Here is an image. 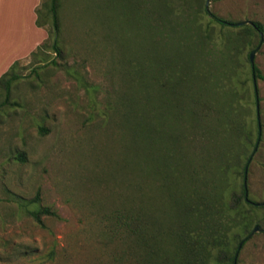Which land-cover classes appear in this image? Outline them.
Listing matches in <instances>:
<instances>
[{"label": "rangeland", "instance_id": "374dc122", "mask_svg": "<svg viewBox=\"0 0 264 264\" xmlns=\"http://www.w3.org/2000/svg\"><path fill=\"white\" fill-rule=\"evenodd\" d=\"M178 5L61 0L59 55L48 48L51 23L37 25L43 38L10 65L17 62L22 77L0 108V264H143L112 221L116 210L147 203L155 226L166 231L190 185L211 201L218 197V167L239 142L229 189L240 190L253 156L249 198L264 202V79L252 80L255 48L243 26L222 28L202 15L212 35L206 41L196 22L171 13ZM211 11L231 23L264 25V0H212ZM17 25L16 36L25 26L23 35L34 38L27 23ZM255 61L264 74V42ZM226 89L235 94L239 142L236 133L218 130ZM194 101L211 112L193 113ZM196 119V130L188 128ZM192 170L198 174L191 177ZM41 207L60 217L44 215L41 226L30 215ZM257 219L264 227V209ZM237 264H264V231L249 237Z\"/></svg>", "mask_w": 264, "mask_h": 264}, {"label": "trees", "instance_id": "16d2710c", "mask_svg": "<svg viewBox=\"0 0 264 264\" xmlns=\"http://www.w3.org/2000/svg\"><path fill=\"white\" fill-rule=\"evenodd\" d=\"M173 4L171 3V7ZM195 5H199L200 10L192 12L191 9ZM60 7L61 0H48L44 3L43 8L37 9V25L43 27L51 23L52 30L50 34L53 37V42L48 48L52 49L57 55L63 52L60 38ZM174 12L178 15V19L196 22L194 24L202 29L208 42L212 40V35L206 27L200 24L202 15L212 16L210 20L219 24L222 28L232 26L230 21L214 14L212 11H208L205 0H179L177 9L172 8L171 10L172 14ZM253 22L255 25L244 24L241 28L246 30L247 34L244 36L250 38L252 48H256L260 42L255 46L253 41L255 39L261 41V32L264 33V25L259 21ZM44 45L46 47L45 43ZM16 68L17 62L0 77V108L11 103L10 94L13 84L22 77ZM257 79H264V74L255 64L254 67L252 65L254 84L257 83ZM221 86V88L224 87ZM227 90L230 93L229 100L226 101L225 107L220 109L216 118L219 124L218 130L224 134L236 133L239 142L243 133L240 132L242 129L240 121L237 118L234 119L233 112L237 110L234 101L235 94L232 89L224 91ZM255 90L258 92V89ZM196 105L199 104L194 101L191 108L193 113L198 109L202 110V116H206L207 113L211 112L210 106L206 105L205 108H203L204 106L201 108ZM196 121L197 119L189 120L187 122L188 128L196 130ZM239 148L236 152L231 151V154H226L224 162L218 167L220 178L224 180V186L220 189L218 197L211 201L206 193H202L197 186L190 185L188 201L183 202L180 206L178 203L173 205L174 208L179 206V218L166 231L155 226L149 216L147 203L140 205L138 208L130 202L123 208L116 210L112 216V221L115 223L116 228L121 231L124 242L128 241L137 245L141 254L140 261L143 264H237L236 257L241 250L239 245L242 243L243 247L255 226L260 225L261 220L257 219V216L258 212L264 209V202L258 203L247 200L245 183L241 184L238 191L236 188L229 189V163L234 155L239 153L241 149ZM23 155L24 153L20 157ZM245 167L242 175L246 177ZM190 173L192 177L198 174V171L192 170ZM230 190L231 193L227 196V192ZM226 196L229 197L228 200H226ZM30 215L43 227L46 226L43 220L44 215L60 217L50 207L30 210ZM243 233L246 235L244 236ZM165 235L168 236V239L164 238ZM165 244L171 246L172 250L170 252L165 250Z\"/></svg>", "mask_w": 264, "mask_h": 264}, {"label": "crops", "instance_id": "0c3cea01", "mask_svg": "<svg viewBox=\"0 0 264 264\" xmlns=\"http://www.w3.org/2000/svg\"><path fill=\"white\" fill-rule=\"evenodd\" d=\"M42 0H0V77L7 72L10 65L17 59L26 56L41 41L44 30L37 26V9ZM17 23H27L32 38L24 26L19 31ZM16 36V37H15ZM29 40V41H28Z\"/></svg>", "mask_w": 264, "mask_h": 264}, {"label": "water", "instance_id": "95a60500", "mask_svg": "<svg viewBox=\"0 0 264 264\" xmlns=\"http://www.w3.org/2000/svg\"><path fill=\"white\" fill-rule=\"evenodd\" d=\"M211 2H212V0H207V10L210 11V12H211ZM231 24L232 25H237V26H243L244 24L255 25L254 22L251 21V20L241 21V22L231 23ZM263 42H264V33L261 32V42H260L259 46L257 48H255L254 50H252L251 53H250V60H251V63L253 65V67L256 64V61H255L256 52L260 48V46L262 45ZM260 136H261V132H260ZM259 141H260V138H259ZM258 145H259V143H258ZM258 145H257L255 151L258 149ZM252 158H253V156L250 158L249 163L252 161ZM249 163H248V165L246 167L245 187H246V197H247V200L250 201V199H249V189H248V184H247V175H248V171H249ZM258 205H260V204H258ZM261 231H264V227H262L261 225L258 224V225L255 226V228H254V230H253V232H252L251 235H253L256 232H261ZM242 245H243L242 243L239 245V248L240 249L242 248ZM237 258H238V254H237L236 260H237Z\"/></svg>", "mask_w": 264, "mask_h": 264}]
</instances>
